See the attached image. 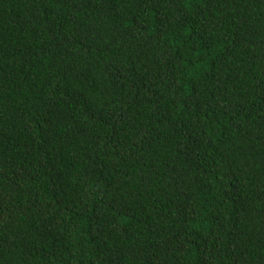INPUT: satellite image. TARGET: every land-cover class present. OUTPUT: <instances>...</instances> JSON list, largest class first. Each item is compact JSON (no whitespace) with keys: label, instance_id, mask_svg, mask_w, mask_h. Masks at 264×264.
Here are the masks:
<instances>
[{"label":"trees","instance_id":"1","mask_svg":"<svg viewBox=\"0 0 264 264\" xmlns=\"http://www.w3.org/2000/svg\"><path fill=\"white\" fill-rule=\"evenodd\" d=\"M0 264H264V0H0Z\"/></svg>","mask_w":264,"mask_h":264}]
</instances>
